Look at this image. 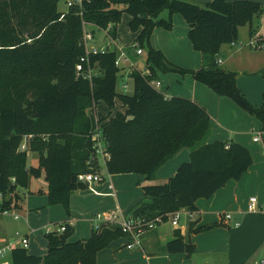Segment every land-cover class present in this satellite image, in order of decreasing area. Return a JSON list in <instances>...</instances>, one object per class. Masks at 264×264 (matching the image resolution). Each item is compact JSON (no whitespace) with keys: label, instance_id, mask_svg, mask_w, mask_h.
Instances as JSON below:
<instances>
[{"label":"trees","instance_id":"trees-1","mask_svg":"<svg viewBox=\"0 0 264 264\" xmlns=\"http://www.w3.org/2000/svg\"><path fill=\"white\" fill-rule=\"evenodd\" d=\"M58 1L0 0V213L21 208L18 193L28 189L41 169L51 205L68 208L72 193L88 189L77 177L92 171L89 162L95 152L88 111L94 106L109 109L108 115L105 111L98 115L109 175L133 173L151 180L180 152H189L188 161L180 163L164 184L141 188L142 199L128 212L134 219L161 217L165 222L167 215L182 210L193 216L198 200L210 199L228 181H238L246 173L252 165L247 148L233 141L206 142L211 121L202 106L184 98L166 99L146 81L161 73L189 74L254 116L264 136V93L261 107H253L236 86L235 73L219 68L215 60L219 46L235 43L236 28L251 23L261 6L219 0L207 5L185 0H82L60 13ZM163 10L184 19L188 42L200 53V69L171 68L162 52L149 47L145 64L151 77L143 79L132 71L130 95L116 91L124 70L114 66L115 53L90 58L100 70L91 83L76 78L75 65L84 55L82 22L99 29L110 26L111 36L117 38L116 26L126 13L130 29H140L136 41L142 48L154 28L171 27L158 19ZM116 103L124 113L108 118ZM27 136L32 137L27 143L37 155L38 168H28L27 150L20 151ZM197 224L192 218L189 235L215 226ZM64 225V232L45 235L44 256L16 247L10 264H96L100 251L124 237L118 227L101 226L92 228L88 239L70 241L73 230ZM165 251L188 258L194 246L176 232Z\"/></svg>","mask_w":264,"mask_h":264},{"label":"rangeland","instance_id":"rangeland-1","mask_svg":"<svg viewBox=\"0 0 264 264\" xmlns=\"http://www.w3.org/2000/svg\"><path fill=\"white\" fill-rule=\"evenodd\" d=\"M71 1L74 0H59L57 5L58 12H67L66 3ZM185 1L191 2V0ZM158 19L170 22L171 27L169 29L164 27L154 28L148 40L143 41V52L145 53L149 47L159 50L165 59L173 64L172 66L170 65L171 68L178 67L189 70L200 68V53L191 47L186 38L187 28L184 19L179 14L170 16L168 10H163ZM130 20L128 14H122L120 22L116 26V35L118 44L122 46L127 54L133 55L132 45L135 43L140 29L133 32L129 27ZM86 31L94 32L92 46L103 47L105 45L103 31L90 26L86 27ZM236 33L237 38L235 43L239 48L242 47L244 49L231 56L226 52L229 44H221L215 55V60L222 62L218 66L219 68L233 71L237 78L241 79V89H238L244 99L253 107L260 108L264 93V49H254L250 47L249 43L253 39L264 41L262 39L264 38V9L262 8L261 12L254 16L251 23L238 26ZM257 36L261 38H256ZM142 60L143 56H139L137 63L141 64ZM158 77L163 84V87L159 91L161 94L163 93L162 95H165L163 91L167 90V94L175 97L189 98L202 104L207 102L209 117L211 116L210 119L212 121L215 118V121H211V129L214 126L221 127L220 125H227L229 133L228 135H223V140H237L245 144L250 142L252 146L253 167L262 164V161H258L260 160L258 159V152L260 151V147H264V137H260L258 141H253L256 135L255 132L262 129L261 123L254 116L228 98L221 100V97L214 93L215 97L211 100L203 94L198 93L196 86L200 84L189 74L181 75L176 72H169L161 73ZM123 83H127L128 85L125 91L120 88ZM116 91L126 95L132 94L131 80L123 78L122 81H119ZM103 111L107 115L109 114L108 107L104 105L97 107L96 114L100 115ZM117 112L124 113V109L119 103L115 104L108 118L114 116ZM92 113L94 114V110L92 112L88 111V116L93 123L94 117ZM253 127L255 129L251 131ZM26 165L28 168L39 167L37 155L31 152V149L28 148V143ZM91 169L92 173L101 174L103 180L105 179L104 181L101 180L93 183L94 188L109 178L118 177L120 180L117 184L116 181L112 180L116 194L131 195L139 191V179L136 174L109 175L105 169V162L101 154L96 155L95 164L91 166ZM248 172L249 170L238 181H234V183H237L241 187L240 200L245 199L247 201L246 206L243 207V204L238 205V203L234 202H232V205L209 204V202L205 205V209L209 212L206 214L208 216L205 223L215 226L190 238L194 246V253L190 257L193 261L198 262V264L199 262L200 264H261L264 261V214L261 212L249 213L247 211L248 199L250 197H255L258 203L264 206V174L259 176L258 173L252 176ZM28 189L19 193L22 208L8 211L6 215L0 217V236L4 237V240L2 239L0 242L3 245L15 243L18 246V237L29 233L30 242L27 252L31 255L44 256L46 254L45 230L47 228L54 230L58 224L67 223L73 229L71 241L78 240L79 238H88L90 236V229L94 226V219L98 215L104 217L107 213L111 214L119 211L115 207L114 209L104 211L99 205L92 208V203L84 204L80 199L81 195L88 197L94 195L90 188L72 193L68 199V208H65L61 204H49L47 182L43 169H41L38 177L30 180ZM40 190L42 191L41 194L38 193ZM132 200L134 201V198ZM114 203L115 206L116 202ZM238 206L240 207L238 208ZM184 213L185 211L182 210L181 215ZM227 214L231 215V220L228 224H225L223 219ZM15 215H19L20 220L14 221L13 216ZM234 219L237 220L238 225L233 223ZM161 226L167 230L173 227L170 222H166ZM122 239L116 240L110 244V248L105 249L111 251L112 254H109L108 257L114 261H103L102 257H107V254L104 253L100 256L101 260H96V264H138L140 262L139 258L133 261L134 258L129 255V253L135 252L134 250H127L124 246L122 248L116 247L117 244H125L126 241ZM116 250H119L121 253L119 252L120 254H117V257L112 256L113 252H118ZM177 255L183 257L182 254ZM142 264H146V262ZM169 264L181 263L180 261H173Z\"/></svg>","mask_w":264,"mask_h":264},{"label":"crops","instance_id":"crops-1","mask_svg":"<svg viewBox=\"0 0 264 264\" xmlns=\"http://www.w3.org/2000/svg\"><path fill=\"white\" fill-rule=\"evenodd\" d=\"M186 28H187V32H188V26L187 25H186ZM258 37L261 38L260 36H257L256 38H258ZM262 39H264V38H262ZM242 49H244V48H242V47L239 48L236 43H234L233 45H231V43H230L228 45V49L226 52L229 53L231 56H233L236 53H239V51H241ZM168 63L171 64L170 62H168ZM221 64H222V62L220 61L218 63V66ZM171 65H173V64H171ZM200 68H197L194 70H189V69H185V70L197 71ZM225 71H227V70H225ZM228 72H233V71H228ZM189 76H191V75H189ZM157 79L161 82V87H163V84H162V81L160 80V78L157 77ZM235 79H236L237 87L241 89V79L237 78V76ZM196 91L200 94H203L204 96L208 97L211 100L215 97V94L210 89L204 87L203 85L196 86ZM163 92H165V96L168 99L175 97V96H172L170 94H167L168 93L167 90L163 91ZM177 97L178 98H184V97H180V96H177ZM194 97H196V96H194ZM184 99H188V100L202 106L206 110L208 116L210 115L209 111H208L209 106L207 105V102H204V104H202V103H198V102H196L192 99H189V98H184ZM220 99L224 100L225 98L221 97ZM207 108H208V110H207ZM213 117H215V116H213ZM210 121H212V119H210ZM213 121H215V118H213ZM220 126L221 127H219V126L212 127L210 134L206 139L207 143H211L214 141H224L222 137H223V135H228L229 128L227 127V125L226 126L220 125ZM254 129L255 128L253 127L251 129V131H253ZM260 132H262V129L255 132V133L257 134ZM263 137L264 136L262 135L261 138H263ZM225 141L231 142L233 140H229V141L225 140ZM236 141H233V142H236ZM236 143L241 144L242 146L247 148L251 154L252 146H251L250 142L245 144L243 142L237 141ZM259 150L260 151L258 152L259 153L258 159H260V160H258V161H262V164L256 165L255 167H253L254 166L253 156L251 154L252 165L248 169L249 170L248 174L250 173V175H252V176L257 175L258 173H259V176L264 174V147H260ZM188 159H189V152L187 150H184V151L180 152L178 155H176L174 159L170 160L169 162L164 164L162 167H160L151 180H143L140 176H138V179H139L138 185H140V186H139V191L137 193H132L131 195L116 194L114 191V186H113L112 180L116 181V184H117L120 179L118 177H112V178L107 179L104 183H101V184L95 186V188L92 185L91 191H93L94 195H90L91 197H88L86 195H81L80 199L84 204L92 203V208L99 205V206H101V209H103L104 211H107L110 209H114V207H115L116 210H119L117 212L118 215H122V216L126 215L127 216L129 210L142 199L141 188L143 186L164 184L169 177L174 175L177 166L182 162L188 161ZM38 193L41 194L42 191L40 190ZM240 193H241V187L239 185H237V183H234L233 180L228 181L210 199H208V200L201 199V200L197 201L196 206H197L198 211L195 213V215L193 214V216H192L190 213H188L185 210H184L185 213L183 215H181V211H180L179 220H178L177 225L173 226L170 229L168 228V230L164 229L161 225L166 223V222H170L167 220L165 222L163 221L162 223L158 224L155 229L146 232L142 236L141 249H135L134 250L135 252L129 253V255H131V257L134 258L133 261H136V258H139L140 262H138V264H142L145 262H146V264H165V263L169 264V263H172L173 261H180L181 264H198V262L193 261V259H191V257L187 258L185 254H182L183 257H179L177 254L166 253V251H165L166 243L168 241L174 239L175 233L179 232V234L183 237L185 242H189L192 244L190 238L195 236L196 234H190V235L188 234V224L190 223L191 219L193 218V220L195 219L198 221V224L196 225V227L203 226V225H210V224L205 223L207 220V216H208L206 214L209 213L208 210L205 209V205L208 204V202H209V204L220 203V204H227V205H229V204L232 205V202H234V203H238V205L243 204V207L246 206L247 201L245 199L240 200ZM18 195H19V193H18ZM95 195H97V196H95ZM133 198H134V201L132 200ZM19 199H20V196H19ZM114 202H116L115 206H114V204H115ZM201 202H203V203H201ZM204 202H206V203H204ZM0 203H1V199H0ZM203 204H204V206H203ZM20 205H21V203H20ZM239 207L240 206H238V208ZM21 208H22V205H21ZM105 215H108V213ZM1 216L3 217V215L0 213V217ZM230 217H231V215H230ZM18 220H20V216H19V219H17V220L14 219V221H18ZM230 220H231V218H230ZM230 220L225 221V219H223V221H225V224H228L230 222ZM233 223H238V222L236 219H234ZM62 224H67V223H60L58 225H62ZM67 225H69V224H67ZM69 226L71 227V225H69ZM71 229H72V227H71ZM91 232H92V227L90 229V235H91ZM24 235L28 236V238L30 237L29 233H25ZM88 238H79L78 240H84V239H88ZM122 238H121L122 240L126 241L125 237H122ZM2 239L4 240V237L0 236V241ZM45 243H46V241H45ZM125 244H126V242H125ZM125 244L124 243L117 244L116 247L122 248L123 246L125 247ZM3 246H5V245H3L0 242V248ZM110 247L111 246L109 245L108 248H110ZM104 250H102L101 252H99L97 254L96 260L97 261L101 260L100 256L105 253V254H107L106 255L107 257H102L103 261H114V260H112V258L108 257L109 254L110 255L112 254L111 251L110 250L104 251ZM116 251H118V252H116V253L113 252L112 256L117 257V254L121 253L119 250H116ZM45 253H46V251H45ZM34 256H36V255H34ZM199 264H200V262H199Z\"/></svg>","mask_w":264,"mask_h":264},{"label":"built area","instance_id":"built-area-1","mask_svg":"<svg viewBox=\"0 0 264 264\" xmlns=\"http://www.w3.org/2000/svg\"><path fill=\"white\" fill-rule=\"evenodd\" d=\"M78 4L81 5L82 0H74L71 2H67V8L72 6V4ZM83 25V35L81 40V45L84 50V55L81 56L78 59V62L75 65V76L76 78H82L84 80H88L90 83L93 78L100 75V70L95 65L91 64L90 58L92 56H103L109 53H115V60H114V66L117 69H123V75L120 78V81H122L123 78L129 79V75L132 73V71L137 72L140 77L143 79L151 77V71L145 64V53L143 52V49L140 48L138 42L135 41V43L132 45L133 49V55L127 54L122 46H120L117 42V38H113L110 34L111 27L108 26L106 29H99L97 27H94L93 25L86 24L85 22H82ZM90 26L97 30L103 31L104 39H105V45L103 47H94L91 45L94 41V32L93 31H86V27ZM234 43H231L233 45ZM250 47L254 49H264V41H258V40H251L249 43ZM139 56H143V60L141 61V64L137 63ZM218 61L217 63H219ZM146 83L152 87L153 89L160 91L161 88V82L158 79L146 81ZM127 83L121 84L120 88L125 91L127 89ZM166 98V96L164 95ZM168 99V98H166ZM94 110V114L92 113L94 117V121L92 123V132H91V139L93 141V149H94V157L91 158L89 164L92 166L95 164V159L97 154H101L103 156L104 162L106 159H108V155L104 154L102 141H101V134L99 130V124H98V114H96L97 106H94L92 108ZM90 109L92 112L93 110ZM97 116V117H96ZM263 135V132L257 133L253 139V141H258V139ZM31 136H27L23 139L21 145H20V151H26L27 150V140L31 139ZM77 180L81 183H85L88 185V188H92L93 183L96 181H103V177L101 174H95L92 172L80 174L77 177ZM247 211L249 213H257L261 212L264 214V206L260 205L258 203V200L255 197H250L248 199L247 204ZM8 211H4L1 214L6 215ZM179 212H174L172 214L167 215V220L170 221L172 226H175L178 224L179 220ZM15 220L19 219V215L13 216ZM230 215L227 214L224 216L225 221L230 220ZM163 220L161 217H157L153 220L144 221L143 219H134L130 215H118L117 213H111L108 215H104V217L97 216L94 219V229H99L101 226L106 227H118L122 235L126 238V244L125 248L127 250H135V249H141L142 246V236L153 229L156 228V226L160 223H162ZM235 225H238L235 223ZM65 225H57L56 229L51 230L47 228L45 230L46 234L51 233H62L65 231ZM18 247L23 248L27 250L29 246V238L28 236H19L17 241ZM17 246L15 243H8L5 246L0 248V264H10L9 255L11 251L16 248ZM261 264H264V261L261 262Z\"/></svg>","mask_w":264,"mask_h":264},{"label":"water","instance_id":"water-1","mask_svg":"<svg viewBox=\"0 0 264 264\" xmlns=\"http://www.w3.org/2000/svg\"><path fill=\"white\" fill-rule=\"evenodd\" d=\"M191 1L199 5H207L215 0H191ZM219 1H223L226 4L251 3V4L259 5L264 9V0H219Z\"/></svg>","mask_w":264,"mask_h":264}]
</instances>
